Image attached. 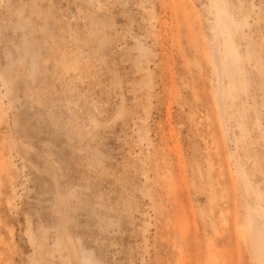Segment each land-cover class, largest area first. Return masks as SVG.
I'll return each instance as SVG.
<instances>
[{"label": "rangeland", "instance_id": "rangeland-1", "mask_svg": "<svg viewBox=\"0 0 264 264\" xmlns=\"http://www.w3.org/2000/svg\"><path fill=\"white\" fill-rule=\"evenodd\" d=\"M258 210L264 0H0V264H264Z\"/></svg>", "mask_w": 264, "mask_h": 264}, {"label": "bare ground", "instance_id": "bare-ground-1", "mask_svg": "<svg viewBox=\"0 0 264 264\" xmlns=\"http://www.w3.org/2000/svg\"><path fill=\"white\" fill-rule=\"evenodd\" d=\"M233 57V56H232ZM231 63H232V61H231ZM219 66V65H218ZM234 66V65H233ZM231 70H232V68H231ZM229 71V70H228ZM233 72V71H232ZM258 213V215L261 217V218H264V214L260 211V210H258L257 211ZM247 218H246V220H245V225H244V230H246V235H248V234H251L252 233V229H253V224H254V216L253 215H251V214H248L247 216H246ZM263 220V222H264V219H262ZM216 233H217V231H216ZM245 233V232H244Z\"/></svg>", "mask_w": 264, "mask_h": 264}]
</instances>
